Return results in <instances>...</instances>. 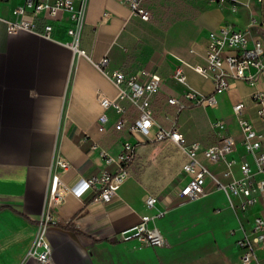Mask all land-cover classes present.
<instances>
[{
    "label": "crops",
    "instance_id": "crops-1",
    "mask_svg": "<svg viewBox=\"0 0 264 264\" xmlns=\"http://www.w3.org/2000/svg\"><path fill=\"white\" fill-rule=\"evenodd\" d=\"M22 1H0V264H43L26 251L45 209L57 155L66 158L70 167L60 173L68 190L47 230L49 264H238L237 227L240 222L248 226L253 215L264 216V201L241 212L234 206L238 196L217 188L209 177L204 195L178 196L176 191L187 177L181 170L182 153L170 141H152L140 132L111 128L118 113L102 108L98 99L114 96L116 88L92 61L106 54L108 70L157 73L162 84L152 97V108L159 123L165 125L176 117L187 142L207 145L214 141L210 119L221 118L236 142L231 156L252 164L240 144L231 109L242 101L245 115L256 128L262 127L250 97L252 86L230 80L226 89L215 93V105L206 107L177 109L167 98L182 99L180 86L170 77L178 64L195 89L213 92L212 79L189 66L204 63L209 30L229 24L264 41L259 32L264 30V0H144L151 11L149 20L130 14L123 0H88L80 45L92 61L63 43L68 36L62 20L53 28L54 39L10 30L11 8ZM256 87L264 91L263 72ZM120 102L130 109L126 100ZM103 112L109 120L106 130L98 132L96 118ZM92 140L111 154L120 152L125 140L136 146L129 175L107 201L92 199L90 189L76 193L91 175L115 168L92 150ZM208 167L222 182L228 180L220 163ZM233 170L239 175L236 164ZM149 193L157 197L156 207L164 209L155 218L163 242L154 247L119 234L140 214L153 211L144 205Z\"/></svg>",
    "mask_w": 264,
    "mask_h": 264
},
{
    "label": "built area",
    "instance_id": "built-area-1",
    "mask_svg": "<svg viewBox=\"0 0 264 264\" xmlns=\"http://www.w3.org/2000/svg\"><path fill=\"white\" fill-rule=\"evenodd\" d=\"M5 1V0H0ZM88 0H23L11 8L13 18L7 20L10 30H25L38 36L54 39L52 32L59 21L66 23L65 31L68 39L63 43L76 55L92 61L90 55L80 45L81 31L84 25L85 11ZM130 14L141 20H149L151 13L144 0H123ZM250 24H254L253 21ZM109 57L104 54L98 60L92 61L96 68L115 86L116 93L109 97L102 95L99 103L102 108H112L118 113L111 122L114 130L125 129L129 133L140 132L152 141H170L183 155L181 170L187 175L185 181L178 187L176 194L184 199H195L206 193L205 179L209 177L217 188L238 196L234 206L239 211H245L259 200L264 201V91L256 87L259 75L264 73V41L260 37H252L247 29H241L229 24H220L207 33V42L203 64H189L197 73L208 76L213 81V92L202 94L187 80L183 66L178 64L170 72L171 79L180 86V98L169 96L167 101L175 104L177 109L201 105L213 106L216 103L215 93L226 89L230 80H240L252 86L251 101L255 113L262 122L261 128H256L245 115L246 106L242 101L232 104V114L241 133L240 144L251 158L237 159L231 156L235 149V139L226 131L225 120L213 118L209 126L213 132L214 141L202 145L198 141L187 142L178 128L176 117L169 119L167 124L159 123L154 117L152 97L162 84L160 75L145 69L132 74L125 73L120 68L108 70L106 65ZM126 100L130 106L121 103ZM108 115L103 112L96 118V130H106ZM152 127L154 131L151 133ZM92 150L100 155L105 162H112V171H102L88 177L83 185L76 190L79 195L90 189L92 199L109 200L116 188L129 175V166L136 154L133 142H122L121 151L109 153L106 148L92 140ZM208 163H220L221 174L227 177L222 182L208 167ZM237 165L239 175H235L233 166ZM70 167V162L62 155L53 160V170L49 177L45 209L36 221V230L26 255L34 257L43 264L51 261V245L47 230L56 221L57 208L68 190L60 173ZM155 194H147L144 205L151 213L140 214L137 222L119 231L122 239L137 238L142 244L158 246L163 242V235L155 224V218L164 213V209L156 207ZM233 206V204L230 202ZM240 232L235 243L239 247L238 264H264V216L253 215L248 226L239 223Z\"/></svg>",
    "mask_w": 264,
    "mask_h": 264
},
{
    "label": "water",
    "instance_id": "water-1",
    "mask_svg": "<svg viewBox=\"0 0 264 264\" xmlns=\"http://www.w3.org/2000/svg\"><path fill=\"white\" fill-rule=\"evenodd\" d=\"M259 32L262 34V36L264 37V30L263 29H259Z\"/></svg>",
    "mask_w": 264,
    "mask_h": 264
},
{
    "label": "rangeland",
    "instance_id": "rangeland-1",
    "mask_svg": "<svg viewBox=\"0 0 264 264\" xmlns=\"http://www.w3.org/2000/svg\"><path fill=\"white\" fill-rule=\"evenodd\" d=\"M145 4V3H144ZM145 6L149 9V11H150V8L145 4ZM150 13H151V11H150Z\"/></svg>",
    "mask_w": 264,
    "mask_h": 264
}]
</instances>
